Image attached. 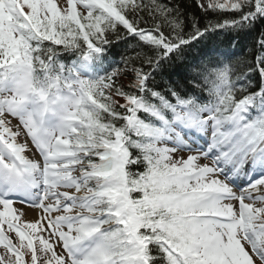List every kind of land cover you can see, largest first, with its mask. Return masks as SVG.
Here are the masks:
<instances>
[{
    "label": "snow or ice",
    "instance_id": "6c2138e0",
    "mask_svg": "<svg viewBox=\"0 0 264 264\" xmlns=\"http://www.w3.org/2000/svg\"><path fill=\"white\" fill-rule=\"evenodd\" d=\"M66 5L0 0V262L264 264V0Z\"/></svg>",
    "mask_w": 264,
    "mask_h": 264
},
{
    "label": "trees",
    "instance_id": "16d2710c",
    "mask_svg": "<svg viewBox=\"0 0 264 264\" xmlns=\"http://www.w3.org/2000/svg\"><path fill=\"white\" fill-rule=\"evenodd\" d=\"M173 4H177L181 7V9L188 13L190 16H195L198 19L201 20V22H206L210 19H215L216 14H207L205 12H202L200 8L197 7V0H171ZM121 36H124L125 33L121 31ZM258 39V36L256 33H252L251 35L247 36L243 39L239 47H244L245 45L248 48H252L254 45L255 40ZM215 44H220L221 46H227L228 39L225 34H220V36L213 41ZM114 47L111 49L112 58H114L117 61L121 60L122 56H129L132 55L131 49L135 46V41L129 40L127 44L120 43L116 44V41L113 40ZM243 59L251 60V56L248 55L247 52L242 53ZM256 79L255 75L253 79ZM132 82V78L130 76L123 77L120 81V83H123L125 85H130ZM114 99L118 102V104H124L125 100L122 97H114Z\"/></svg>",
    "mask_w": 264,
    "mask_h": 264
},
{
    "label": "bare ground",
    "instance_id": "6f19581e",
    "mask_svg": "<svg viewBox=\"0 0 264 264\" xmlns=\"http://www.w3.org/2000/svg\"><path fill=\"white\" fill-rule=\"evenodd\" d=\"M61 1H63V0H57V2H61ZM29 147H30V152H26V154L29 155V157L31 158L32 155L35 154V152L33 151L30 144H29ZM37 158H39V157L37 156ZM23 211L25 212V215L23 217H21L23 222H25V221L34 222L39 216V211L32 209L30 207H25Z\"/></svg>",
    "mask_w": 264,
    "mask_h": 264
},
{
    "label": "rangeland",
    "instance_id": "374dc122",
    "mask_svg": "<svg viewBox=\"0 0 264 264\" xmlns=\"http://www.w3.org/2000/svg\"><path fill=\"white\" fill-rule=\"evenodd\" d=\"M199 2L202 3V4H204L205 8H207V2H208V0H199ZM57 3H58V5H60L62 7H66L67 6L66 5V0H63V1L57 2ZM78 8H79V5H78ZM79 9L84 12V10L82 8H79ZM26 11H27V9H26ZM0 264H2V263L0 262Z\"/></svg>",
    "mask_w": 264,
    "mask_h": 264
}]
</instances>
